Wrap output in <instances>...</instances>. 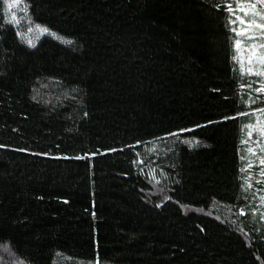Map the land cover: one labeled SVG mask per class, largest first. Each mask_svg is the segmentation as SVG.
<instances>
[{"label":"trees","instance_id":"16d2710c","mask_svg":"<svg viewBox=\"0 0 264 264\" xmlns=\"http://www.w3.org/2000/svg\"><path fill=\"white\" fill-rule=\"evenodd\" d=\"M22 1L49 33L0 0V264H264L231 0Z\"/></svg>","mask_w":264,"mask_h":264},{"label":"rangeland","instance_id":"374dc122","mask_svg":"<svg viewBox=\"0 0 264 264\" xmlns=\"http://www.w3.org/2000/svg\"><path fill=\"white\" fill-rule=\"evenodd\" d=\"M5 2L9 19L17 25L26 41L33 43L40 36L49 33L47 28L48 31L43 32L45 27L34 24L28 18L22 0L17 4H12V0ZM251 2L253 0H231L228 5H232L231 21L236 42L239 41V45L236 43L235 59L244 75L243 90L248 105L258 106L250 111L253 116L246 126L244 137L243 183L248 193L247 208L264 224V164L261 163V160H264V47H260L264 44V29L257 28L255 24H241L240 19H237H255L257 23H264L260 16H253V12L257 10L264 15V6L257 4L256 9H249L248 4ZM213 208L222 216L233 220H239L244 213L242 208L223 204H217Z\"/></svg>","mask_w":264,"mask_h":264},{"label":"snow or ice","instance_id":"6c2138e0","mask_svg":"<svg viewBox=\"0 0 264 264\" xmlns=\"http://www.w3.org/2000/svg\"><path fill=\"white\" fill-rule=\"evenodd\" d=\"M19 2H20V0H12V4H17ZM12 4H10L9 7H11ZM257 4H260L261 6H264V0H253V2L248 4V8L249 9H256L257 8ZM228 7H229V10L231 11L232 10V5H228ZM245 15H247L246 11H245ZM257 15L260 16V19L262 21H264V15H262L259 10L253 12V16H257ZM237 19H240L241 24H244V23H248L249 25L255 24L257 28L264 29V23H257L255 21V19H253L251 21H245V20H243L240 17H237ZM42 31L43 32H47L48 30L45 28V29H42ZM236 43H237V45H239V41H237ZM260 47H264V44L260 45ZM262 59H264V57H262ZM262 90H264V89H262ZM262 111H264V110H262ZM174 135H178V134H174ZM261 163L264 164V160H261Z\"/></svg>","mask_w":264,"mask_h":264}]
</instances>
